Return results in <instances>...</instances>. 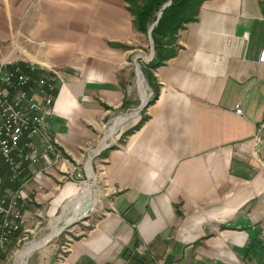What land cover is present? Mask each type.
<instances>
[{"label":"crops","instance_id":"0c3cea01","mask_svg":"<svg viewBox=\"0 0 264 264\" xmlns=\"http://www.w3.org/2000/svg\"><path fill=\"white\" fill-rule=\"evenodd\" d=\"M199 8L152 68L158 93L139 116L141 29L126 0H0L2 51L16 43L34 76L61 75L45 127L63 154L82 163L115 132L97 161V216L58 264H264V0ZM42 165L27 164V189L54 180Z\"/></svg>","mask_w":264,"mask_h":264},{"label":"built area","instance_id":"2783aa9c","mask_svg":"<svg viewBox=\"0 0 264 264\" xmlns=\"http://www.w3.org/2000/svg\"><path fill=\"white\" fill-rule=\"evenodd\" d=\"M15 44L7 51L0 46V248L23 228L21 206L27 193L22 186L28 180L23 174L27 164L41 162L45 168L60 162L66 168L70 161L45 127L53 108L55 82L61 75L52 69L49 74L34 76L32 61L11 56ZM259 57L264 58V49ZM234 109L243 112L240 102ZM105 142L100 151L109 143ZM32 174L40 178L42 168ZM260 234L264 239V219Z\"/></svg>","mask_w":264,"mask_h":264},{"label":"rangeland","instance_id":"374dc122","mask_svg":"<svg viewBox=\"0 0 264 264\" xmlns=\"http://www.w3.org/2000/svg\"><path fill=\"white\" fill-rule=\"evenodd\" d=\"M139 31V40L134 42L135 45H133L135 47L132 48L131 52L137 51L141 53L139 58V68L141 69V72L139 76L141 75L142 81H140V83L142 84V91L145 97L151 98L154 92V87L148 81L146 63L155 54V49H153V56L148 58V55H150V52L152 51V47L154 48V41L153 39L148 38L147 30L141 29ZM144 108L145 105L138 109L139 116L144 114ZM130 121L131 119L129 116L125 125H129ZM114 133L115 132L106 138L109 145H106L101 149V151L105 150L106 147L113 143L111 141V137ZM97 144L98 143L93 146H96ZM101 151L93 155L92 158H90V153L88 151L89 154L82 163L79 161L74 164L70 160L69 166L66 168H64V166L61 167L59 162L51 164V170L56 174L50 173L49 171L43 172L51 174V177L54 178L50 184H46L45 182L40 184L33 179L35 182L34 187H31L33 191H31V189H27L25 185L22 186L26 193H28L29 190V192H31L25 197V201L21 206V210L25 218L23 228L14 233L0 251V264H16L19 253L27 246V244H29V242L41 241L46 235L49 239H44L45 241H42L39 245L35 246L30 254L24 257L21 263L18 264H58V259L64 255L66 251L65 249L68 247L67 245H69V241L76 238L79 233L82 232V229L89 226L97 216V214L94 213L96 210L93 206L96 204L95 201H97V197L101 192V187L98 186L100 182L98 172L99 163H97L99 156L102 155ZM85 163L91 164L92 174H88V171L85 168ZM86 180L91 181L93 184L91 186L95 187L94 193L91 197V208L78 214L77 217L69 222L67 215L71 216L74 211H71L70 209L68 210L67 204H69L72 197H77L82 192L81 190L84 187L83 182ZM66 182H69L73 189L78 186L76 195H73L69 200H65L66 197L64 195L63 197L60 196V191ZM94 197L95 199H93ZM90 212L92 215L89 216L88 214H90ZM61 213H63L62 216H60L61 219L58 220ZM64 213L67 215L64 216ZM58 227H60V229L55 231ZM51 233L53 234L52 236H50ZM151 260L152 264H161V262L157 261L154 257L151 258Z\"/></svg>","mask_w":264,"mask_h":264},{"label":"trees","instance_id":"16d2710c","mask_svg":"<svg viewBox=\"0 0 264 264\" xmlns=\"http://www.w3.org/2000/svg\"><path fill=\"white\" fill-rule=\"evenodd\" d=\"M127 9L132 12L138 27L147 30L149 23L156 18L162 3L167 0H126ZM203 0H171L169 3L161 7L162 11L157 21L151 29V37L154 41V56L146 63V71L148 72V81L154 87V92L150 101L155 98L158 93V84L153 76L154 68L164 59L175 54L179 43L177 41V32L179 28L185 26L186 22L195 19L200 10V4ZM146 117V114L130 128L125 130L124 135L131 132ZM14 186L16 183H12ZM20 231V230H18ZM15 231L14 233L18 232ZM3 248H0V251Z\"/></svg>","mask_w":264,"mask_h":264},{"label":"bare ground","instance_id":"6f19581e","mask_svg":"<svg viewBox=\"0 0 264 264\" xmlns=\"http://www.w3.org/2000/svg\"><path fill=\"white\" fill-rule=\"evenodd\" d=\"M143 97L145 98V95L143 94ZM120 117H124L123 115H120ZM105 141H106V139H104L103 141H102V143H101V145H100V147H99V149L102 147V146H104V144H105ZM107 145H109V144H107ZM99 149H97V150H92L93 152L91 153V155H89L90 156V158H92V156L93 155H95L96 153H97V151L99 150ZM91 161V160H90ZM91 163V162H90ZM85 168H86V170L88 171V174L90 175V174H92V169H91V164H86L85 165ZM84 183V191H83V194L80 196V198H79V204H78V206H77V208H75V210H74V212L72 213V215L71 216H67L68 217V219H69V222L71 221V220H73L78 214H80V213H82V211H85L86 210V208H85V206L86 205H84V204H86L87 202H88V207H90V202H91V197H92V195H93V193H94V190H95V187H93V186H91V185H93L92 184V182L91 181H88V180H86V181H84L83 182ZM84 203V204H83ZM64 210V209H63ZM87 211V210H86ZM62 214L63 213H61L60 215H59V217H58V220H60L61 219V217L60 216H62ZM60 227H58L55 231H58V229H59ZM52 234V233H51ZM50 234V235H51ZM46 240V239H48V236L46 235L42 240ZM44 240V241H45ZM44 243V242H43ZM34 245H35V243L34 242H29V244H27V246L23 249V250H21V252L19 253V255H18V257H17V260H16V264H18V263H21V261L23 260V258L24 257H26L28 254H30V252L32 251V249L34 248Z\"/></svg>","mask_w":264,"mask_h":264},{"label":"water","instance_id":"95a60500","mask_svg":"<svg viewBox=\"0 0 264 264\" xmlns=\"http://www.w3.org/2000/svg\"><path fill=\"white\" fill-rule=\"evenodd\" d=\"M171 0H167V1H165V2H163L162 3V5H161V7L162 6H164L165 4H167V3H169ZM161 7L159 8V11H158V13H157V16H156V18L155 19H153L150 23H149V25L147 26V32H148V37L150 38V39H153L152 37H151V29H152V27H153V25H154V23L157 21V19H158V17L160 16V13H161V11H162V9H161ZM152 47V46H151ZM153 47H152V51L150 52V55H148V58L149 57H152L153 56ZM150 101V98L148 97H146V98H143V100H142V102L137 106V110L138 109H140V107L141 106H143V105H147L148 104V102ZM100 151V149L97 151V153ZM84 205H86L85 206V208H86V210L89 208L88 207V202L86 203V204H84ZM85 210V211H86ZM85 213V212H84ZM62 227V226H61ZM60 229V228H59ZM58 229V230H59ZM53 234H51L50 236H52ZM42 241H40V242H38V243H36L35 245H34V248H35V246H37V245H39L40 243H41Z\"/></svg>","mask_w":264,"mask_h":264}]
</instances>
